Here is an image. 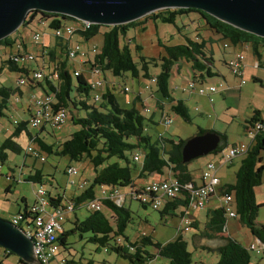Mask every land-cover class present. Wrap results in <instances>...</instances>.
I'll return each instance as SVG.
<instances>
[{
  "label": "trees",
  "instance_id": "1",
  "mask_svg": "<svg viewBox=\"0 0 264 264\" xmlns=\"http://www.w3.org/2000/svg\"><path fill=\"white\" fill-rule=\"evenodd\" d=\"M36 14L49 19L47 27L52 30L64 27L66 22L69 21L76 28H84V26H78L80 22L74 18L61 14L41 13L37 10L30 11L21 26L25 27L30 23L29 21L34 19ZM189 14H197L198 19L203 20L205 27L219 37V41H227L232 45L248 44L252 54L257 58L260 57V50L264 51V38L236 29L202 11L191 8L165 9L127 24L116 26L92 24L86 31L75 32L76 35L81 36L84 40H90L99 33L102 37L98 53L93 58L90 56L91 60L84 64L85 66L95 64V67L100 69L99 71L103 74H109L114 78H123L125 75H129L133 79L155 77V94L160 97V100H157L156 108L161 107V99H166L169 105V112L182 117L185 121H189L190 115L183 101L175 100L171 96L169 84L172 77V68L174 66L178 67L181 62L188 64L191 73L190 80L197 86H199L198 83L205 79H212L218 76V73L212 71L213 54L209 50V53L206 51L208 41L203 38L197 40L196 38L182 36L183 43L180 44L165 45L160 42L159 46L163 50V55L158 58L143 56L141 54L142 47L134 44L135 60L129 40H127V34L130 30L139 29L140 32H145L146 21H151L154 24L159 22L175 26L177 33L181 34V28H178L175 22L178 17L188 16ZM100 29L102 32H100ZM17 39V37H6L0 40V47H5V49L12 48ZM56 41L55 46L60 47V53L64 56L61 54L63 59H59L54 64L58 78L55 80L44 79L47 89L45 93L49 92L52 95L54 100L53 109L69 108L77 113L74 116L71 111L70 121L78 129L68 139L56 145H46L38 137L34 138L32 142L40 149L43 156L44 154H53L57 157H67L70 161L87 159L92 166L94 175L90 185L74 199H68L74 202L76 209H85L84 203L94 198V188L96 186L134 190L136 188L134 185L135 180L144 179L152 174L163 175L165 169L182 186L191 183L195 187L191 174L187 170V164L181 162V148L185 141L173 139V136H170V139H166L162 135L152 139L146 132L148 126L153 125L151 118H146L136 108V102H139L141 106V97H133L131 107L124 108L117 101L114 89L108 87L102 93L103 100L99 105H88L89 85L87 73L80 66L79 70H82V73L77 77L72 76V72L69 70L70 65L65 56L66 51L65 53L61 51L64 46H60L58 43L61 40ZM22 46L24 47V43ZM65 47H67V41ZM49 55V59L52 61L59 58L55 57L53 50ZM14 58H16V54L11 55V57L8 55L4 61H0V72L5 70L22 73L28 79V85H40V81H35L29 77L31 71L25 66L27 63L17 62L16 66L11 62ZM224 64L228 69L225 61ZM156 68H158L157 73L152 75L150 73L151 69ZM32 81L36 83H32ZM19 89L20 87L15 88V90L0 87V116H2V110L12 105L9 102V98L14 94L20 93ZM120 89H124V87ZM119 92L123 91L120 90ZM82 111L85 114L84 117L78 115ZM257 115H259V112L255 111L252 117L247 121L245 120L248 127H253L254 123L257 122H263L257 119ZM166 116L169 117L168 114ZM12 124L14 128L10 136L5 138L0 144V163L6 161L8 152L16 155L22 154L24 158L29 157L25 154V148L22 149L15 142V139L22 133H25L28 139H32L28 131V121H19L17 119ZM206 132L213 131L199 128L196 135ZM217 134L220 142L216 151L213 152L215 155L222 153L228 148L226 135L224 133ZM31 147L34 148V146ZM136 150L143 156L141 164H136L131 159L133 152ZM261 152H264L263 131L255 135L247 152L243 155L235 172L234 183L222 186L219 191L222 195L231 194L233 196L231 211L235 215L233 214L234 217L232 218H238L239 222L248 229L251 236L261 243L264 256V224L256 223L258 210L263 205H257L254 198V189L261 185L263 177L264 159L260 157ZM111 159L116 161L109 163ZM37 173V171H34L33 175L27 176L23 181L41 184L38 176H36ZM6 190L9 191V189ZM182 194L184 203L190 205L187 192L183 191ZM49 201L57 206L61 204L62 198L49 196ZM21 202L24 204L21 210L24 215L21 223L26 224L28 227L32 224L30 223L31 216L27 213L28 206L26 201L21 199ZM179 202L180 200L166 201L160 210L157 209L160 217H174L173 213H169V211H175ZM104 205L106 210L109 211V215L105 211L88 212L85 210L87 212L86 217L82 220H76L72 223L73 227L70 230L61 232L57 236L56 241L59 247H63L64 250L69 249L67 247L69 245L67 244L68 236L78 233L81 239L83 235H88L86 241L93 244L97 251L98 249H104L106 252L113 253L125 260L128 264H148L155 262L154 260L157 258L166 260L167 264H192L191 254L187 249L188 243L183 239L182 234H178L172 241L163 244L154 242L149 235L145 234L131 242L124 232L132 220V212L129 208L117 207L109 202H105ZM139 205L144 209L149 206ZM206 216L205 231H203L201 237L212 240L217 237L216 233L223 232L227 217L222 208L210 211ZM191 225L196 227L195 223ZM220 238L223 242L214 250L218 254L216 264H249L250 250H248L247 246L231 239L228 235L220 236ZM150 248L155 249V252H151ZM206 249L210 250L209 248ZM7 254L12 253L7 252ZM65 261V264H78L72 259H65ZM19 263L27 264L20 259ZM92 263L91 260L87 262V264ZM34 264L37 263L35 262Z\"/></svg>",
  "mask_w": 264,
  "mask_h": 264
},
{
  "label": "rangeland",
  "instance_id": "2",
  "mask_svg": "<svg viewBox=\"0 0 264 264\" xmlns=\"http://www.w3.org/2000/svg\"><path fill=\"white\" fill-rule=\"evenodd\" d=\"M30 11L28 12L26 18L28 17ZM197 14H189L188 16H182L178 17L175 24L178 28H181V34L177 33V30L175 26L168 25V24H162V23H152L151 21H146V30L145 32H140L139 29L130 30L127 34V40L130 43V48L132 50V55L135 58L136 54L134 52V44H138L142 47L141 54L147 58H158L159 56L163 55V50L159 46V43H163L165 45H175L183 43L182 36H186L189 38L197 39L200 38H207L208 36H212L213 33L209 31L205 25L203 24V20L198 19ZM142 19V18H141ZM28 20H30L28 18ZM25 27L20 26L15 32H13L10 37H16L17 34H21L23 37L24 42L27 44V47H31L29 43V35H31L32 32H36L40 35L41 40H48L52 41L54 44L55 39L53 38V30L44 26V23L41 24L40 22L48 23L49 19L43 18L40 14H36L34 19L32 21H29ZM100 32L102 30L100 29ZM43 35V37H42ZM74 41H77L79 45L84 48V46H90L91 44L95 45L97 47V50H99L102 42L101 34L99 33L95 37L91 38L90 40H84L81 36L76 35L74 38ZM72 40V42H74ZM134 41V42H133ZM28 42V43H27ZM221 42V41H219ZM15 45V44H14ZM216 47L214 48V54L212 55L213 58V67L214 71L218 72V76L213 77V80L221 81L222 84H224L223 77L225 79V84L231 88H236L241 86L240 92H241V98L239 101H234L233 106H228L230 104H226L223 99L220 96L214 97V110H211L207 115L203 117L202 120H196V118L192 117L194 112V104L193 102H188L187 105L189 106V115L190 120L185 121L182 117L178 115H174L171 112H167L169 117L173 119V122L170 126H167L166 128L163 126H160V129L166 130L168 132H165V138L170 139V136H173V139H181L186 141L187 139L193 137L196 132V127H210L214 122H216L215 127L218 131H227L229 136V142L232 140H241L242 142H246V138L242 136V133L240 131V128L238 127V124L242 122V118L238 117H247L251 115V108L253 104L262 105L264 104V87L259 85L257 82L255 83L254 80L249 76L252 73H254L257 69L254 68L255 65L249 61L248 64V57L245 58V72H244V84L241 85V81L239 78H236L231 74L229 69L224 64V59L227 58L225 54L222 53V45L214 44ZM220 45V48H219ZM6 48L4 53L0 55V61H4V58L7 57ZM13 51L16 50V45L11 48ZM7 50V51H6ZM206 51H208V47L206 48ZM35 52V51H34ZM38 53V52H35ZM260 53L262 57H264V51L260 50ZM63 59V56H62ZM136 60V58H135ZM74 63L80 64L81 61H73ZM21 63V62H20ZM27 63V67L30 69V75L31 77L33 71L38 70L39 68H43L44 72H48V68L45 65L40 66V59H34L31 62H25ZM79 69V68H77ZM181 69V74H179V71ZM189 69L188 64L185 62H181L179 66H174L172 68V79L171 84L176 85L179 87L177 91H173L172 94L175 98L181 97V89L183 88L186 92L182 94L184 97L189 95L188 92H190L187 89V82L189 79H187V70ZM158 71V68L151 69L150 73L152 75H155ZM179 74V75H178ZM112 81L119 83L120 87L123 88L121 85H124L127 87L129 92L127 94L122 92H115V96L118 100L120 105L124 108H130L132 105V97L134 94L137 93V84L136 81L139 80L140 84L147 88H155V84H149L145 82V78L139 77L138 79H133L129 75H125V78H114L111 77L109 74H106ZM257 75L261 77V75L264 76V70L263 71H257ZM191 78V77H190ZM23 80L25 83L24 85H20L21 90L25 89L27 85L29 84L28 79L26 76L22 73L18 72H8V71H1L0 72V87L9 88L12 90H15V88L19 87L18 81ZM255 83V85H254ZM142 87V86H141ZM255 87V94H250L251 89ZM37 89L46 88L44 80L41 81L40 85H36ZM144 93L142 95L143 98H148V92L139 88ZM35 93H38V90L35 91ZM73 95V93H72ZM128 98L129 102L127 104L123 103L122 99ZM148 104L154 108V100L149 98ZM11 101L12 98H11ZM91 100H87V104H91ZM13 104V103H12ZM238 106V110L235 109V107ZM15 105H9L7 109L2 110V116H0V131L1 130H9L8 133H10L13 130L12 122L14 120H17L20 118L24 119V121H27L29 116L20 114L18 110L14 107ZM231 107V108H228ZM136 108L140 111L141 114L144 116L148 115L141 111V106L139 102H136ZM73 115L77 114L72 109ZM238 111V112H237ZM239 114L237 118H234V115ZM81 117H84V112H80L78 114ZM207 117V118H206ZM210 117V118H209ZM150 127L148 126V129ZM78 129L77 126H75L71 121L70 118L61 125L58 129L51 130L49 129V132L51 135L56 136V141H51L52 144L56 145L58 143H62L66 139L69 138V136ZM211 129V128H209ZM38 128H32L30 125H28V131L32 135L38 133ZM5 134H0V144L4 140L5 137H7ZM150 133V130L148 131ZM247 136V135H246ZM15 139V138H14ZM13 139V140H14ZM17 139V138H16ZM15 139V140H16ZM155 139V138H152ZM19 143L22 144V147H25L26 143L28 142L27 139H25L24 134L20 136L18 140ZM168 146V145H167ZM24 149V148H22ZM216 156L214 153H211L207 156L200 157L198 159H195L189 163H187V170L189 173L195 177L200 176V173L204 167V165L207 162H210L212 158ZM46 158L45 162H40L37 160V163L35 164V167H42L43 173H47L49 177L52 179H49L47 181L41 182V184H32L30 182L23 181L21 178V174L24 172L28 173L32 171V167L29 166L30 162L27 159L26 164L23 163L24 156L22 154L16 155L13 153L8 152V158L6 161L1 163V167L3 168L5 165L6 167H9L8 169H11L13 179L6 180V176L4 173L0 174V216L3 211H6L8 214L4 215V219L11 220V216L15 211L20 207H23L24 204L20 201V198H25L26 205L30 209L31 206L34 204L36 199V190L41 187L47 195H55V192L59 193L60 196H66V198H70L72 195L74 197H77L83 190V188L78 187V183L76 185H69L67 183L68 176L66 175V169L68 165L72 166L74 169H76L77 174L74 175L71 179L76 181L82 176V179L86 180L87 183H91L92 177L94 175L92 166L88 163L87 159H82L80 161H70L67 157H57L53 154L44 155ZM260 157L264 159V152L260 153ZM30 160H33L31 157H28ZM116 161L115 159H111L109 163ZM240 164V158H236L233 161L232 165L229 166H223L219 169V174L225 177L226 181H234L235 173L237 170V166ZM23 166L26 167L23 169ZM6 167L3 169V172L6 171ZM103 167V166H102ZM170 172L168 170H164V175L168 178L170 177ZM78 175V176H77ZM166 177V178H167ZM25 178V177H24ZM167 178V179H168ZM8 185L10 186L9 191ZM89 186V185H88ZM87 186V187H88ZM86 187V188H87ZM99 187V186H96ZM95 187V188H96ZM124 189V188H123ZM107 193H109L108 188H106ZM64 192V193H63ZM123 192H126L124 190ZM65 194V195H64ZM127 194V193H125ZM65 198V199H66ZM254 198L255 203L257 205H263L259 208L257 216H256V223L258 224H264V169H263V177H262V183L260 186L256 187L254 189ZM63 199V201H65ZM162 206L158 209L160 210ZM129 210L132 212V220L127 225V228L125 229L124 234L129 239V241L133 242L138 239L139 236L145 234L149 235L154 242L159 243H166L169 241H172L176 236V228L175 224L179 223V227L182 226L181 229H183L184 225L183 223H180L179 215H176L175 217H172V220L167 225L165 224V221L163 218L160 217L159 211L154 210L151 207L147 206L145 209L142 208L137 202H131L129 206ZM202 210V211H201ZM201 219L205 218L206 209H201ZM78 214L79 219H83L87 216V212L83 208H79L75 210ZM232 214H234L233 211H231ZM235 215V214H234ZM73 218V216H71ZM71 219L65 221L63 224L65 226V230H70L73 225L71 223ZM227 223V230L229 233V237L238 243L241 244H249L252 242V236L249 233L248 229L242 225L238 218H230L226 220ZM29 227V226H28ZM26 226L23 227V230L26 231V229H30L33 227V224L30 225V228ZM188 231L182 230V237L184 240L188 243V251L191 254L192 264H216L218 261V254L216 251L212 249L207 250L204 248V245H210L211 243H214L217 245V243L223 242L220 238V236L214 237L212 239L213 241H209L208 239H199L197 237H193L194 235H197V231H205L204 228H199L198 230L196 227L192 225H188ZM59 235V234H58ZM224 236V235H222ZM88 235H83V238L81 239L79 237L78 233L70 234L67 238V244H69L67 247L69 249L64 250L63 247H59V253L60 255H65L66 257L74 259L75 262L78 264H87L88 260H91L92 264H128L125 260L117 257L113 253H108L104 249H98V251L95 249V246L91 243H88L86 241V238ZM193 238V239H192ZM193 241H192V240ZM191 241V242H190ZM151 252H155V249L150 248ZM5 251L3 248L0 247V264H20L19 258L14 254H5ZM158 264H167V261L164 259H161L157 262ZM154 264V262L152 263ZM249 264H264V256L261 251L251 250L249 251Z\"/></svg>",
  "mask_w": 264,
  "mask_h": 264
},
{
  "label": "built area",
  "instance_id": "3",
  "mask_svg": "<svg viewBox=\"0 0 264 264\" xmlns=\"http://www.w3.org/2000/svg\"><path fill=\"white\" fill-rule=\"evenodd\" d=\"M92 25L89 22H85L84 28H73L72 26H65L64 28L53 30V36L57 39H66L67 36L76 32H82L81 30H87ZM31 42L33 45L37 46L40 42V35L36 32L31 35ZM93 44L88 46L87 53L93 58L95 54L98 53V50ZM17 50H23L19 45L16 47ZM66 50V59L73 60L77 57H83L85 51L80 48L79 45H73V47L67 48ZM37 58V53L33 51L32 48L28 52L22 51L19 55H16L14 60L11 62L14 64L17 62H31ZM229 71L233 76L239 78L241 85L244 84L243 71L245 66V56L243 53H235L234 56L226 62ZM257 66V64H256ZM86 73L88 75V85H89V99L92 101L90 105L97 106L102 102V93L100 90L104 85V79L101 71H97L95 64L92 66L86 65ZM82 73V70L77 69L76 74L72 76L77 77ZM31 78L36 81H42L45 78L48 80H55L58 78L57 72L55 71V66H52V70L46 74L43 68L33 71ZM156 78L152 77L146 79L145 82L147 85L156 84ZM24 81L21 79L18 84L24 85ZM32 83H36L33 82ZM221 85H205L200 84L199 86L195 85L191 80L187 83V89L191 92L196 93L200 96L211 95L218 92V89ZM150 88L144 87L143 90H149ZM123 93L127 94L128 89L124 86V89H120ZM32 96V95H31ZM133 97H141L140 94H135ZM15 103H18L15 98ZM211 102V100H209ZM54 103L53 97L50 93H44V96H32V112L29 119V125L32 128H43L48 126L51 130L58 129L63 125L71 116V110L69 108H58L53 109L52 105ZM156 107L152 108L146 100H141V111L149 116L154 113ZM173 120L171 117L163 116L161 125L163 127L170 126ZM264 132V122L254 123L253 127H248L246 129L247 137L253 141L255 135L259 132ZM161 136V135H158ZM249 145L244 143H239L230 146L225 153H223L220 163L228 164L235 157L243 156ZM25 154L31 158H34L40 162H44V156L41 154V151L38 147L27 146L25 148ZM142 154L139 151H134L131 159L136 164H141ZM217 164L214 162H207L201 173H200V186H193L191 183H187L182 186L174 177H169L168 179L163 180H153L140 188L136 187L134 190H128L127 194H122L118 188L111 189L109 193L106 190H101L100 194L97 197H94L91 200H87L84 203V208L88 212H101L105 211V202L114 204L117 207H123L124 200L128 197L131 201L137 202L143 205H149L154 210L159 209L166 201H174L178 199H184L182 194L183 191L187 192V195L190 199V205L195 210L203 209L208 203L211 196L216 195L217 189L220 186L219 179L216 177ZM2 170L0 164V172ZM77 174L76 169L73 167H68L66 169V175L68 176L67 183L69 185H76L78 187L84 188L86 182L83 181H74L71 178ZM76 182V183H75ZM102 187V186H99ZM86 189V188H85ZM36 199L31 208H28L27 213L31 216L30 223L34 224V232H24V235L27 239L33 240L36 246V253H32L37 264H53L52 261L55 259L56 255L59 252V245L56 241L57 236L60 232L63 231L62 225L66 220V216L73 213L76 209L73 201L65 199L61 201L60 205H53L49 201V196L47 193L39 187L36 190ZM232 200L233 196L230 195H219V208H222L227 218H232L231 209H232ZM23 213L19 212L11 216V224L15 226H20L23 230ZM188 216H184L181 219L183 223L184 231H188V225L191 224ZM257 240V239H256ZM119 241V240H118ZM258 241V240H257ZM252 243L247 246L248 250L263 251L260 242ZM131 249V248H130ZM132 250V249H131ZM7 254V252H5ZM158 258L155 259V262H158ZM65 259L57 261L55 264H65ZM154 262V264H155ZM148 263V264H152ZM158 264V263H157ZM160 264V263H159Z\"/></svg>",
  "mask_w": 264,
  "mask_h": 264
},
{
  "label": "crops",
  "instance_id": "4",
  "mask_svg": "<svg viewBox=\"0 0 264 264\" xmlns=\"http://www.w3.org/2000/svg\"><path fill=\"white\" fill-rule=\"evenodd\" d=\"M41 24H43L44 23V26H46L47 27V23H45V22H40ZM73 24L69 21V22H66V25L65 26H72ZM73 27V26H72ZM32 33H34V32H32ZM32 33H31V35H32ZM31 35H29V43L28 44H30V46L31 47H27V44L24 42V40H23V37H22V35L21 34H17V41L15 42V45H16V47H17V45H19L23 50H15V51H13V49L11 50V48L10 49H7L6 51H7V53H8V55H10V57H11V55H14V54H20L22 51H24V52H28V50L30 49V48H32L33 49V51H35V52H38L37 53V59H40V66L41 65H46L47 66V70H48V72H45L46 74H48L51 70H52V66H54V64L56 63V62H58L59 61V59L61 60L62 59V56H61V54L62 53H60V47L59 46H55V43L57 42L56 40H60V39H57V38H55L53 35V38L55 39V42H54V44L52 43V41H50V39H48V40H41V38H40V42H39V44L37 45V46H35V45H33L32 44V42H31ZM75 36H76V34L75 35H73L72 37H71V41L73 40L74 41V38H75ZM42 37H43V35H42ZM66 39H67V37H66ZM66 39H61V41H59L58 43L60 44V46H64V48H61V51L63 52V53H65V43H66ZM203 39H205V40H207L208 41V44L206 45V47H208V50L212 53V54H214V48L216 47L214 44H219V43H221V45H222V49H221V51H222V53L223 54H225L226 56H227V58L226 59H224V61L225 62H227L228 60H230L233 56H234V54L235 53H239V52H241V53H243L244 54V56H245V58L246 57H248V64H249V61L251 62V63H253V65H255L254 66V68L255 69H257L254 73H252L251 75H249L254 81H255V83L257 82L259 85H261L262 87H264V76L263 75H261V77L260 76H258L257 75V71H263L264 70V57H262V55H261V53H259V55H260V57L259 58H257L256 56H254L253 54H252V51H251V48H250V45H248V44H237V45H232V44H230V43H228L227 41H221V42H219V37L218 36H216L215 34H213L212 36H208L207 38H204L203 37ZM24 43V47L22 46V44ZM73 43H77V41H74ZM79 44V43H78ZM15 45H13V46H15ZM95 46V45H94ZM82 48V47H81ZM97 48V47H96ZM217 48V47H216ZM219 48H220V45H219ZM86 53H85V55L83 56V57H78V59H79V61L81 60V62H80V64H78V63H74V62H71V61H67L68 62V64L70 65L69 66V70L72 72V74L74 73V71H76L77 69L76 68H80V66H81V68H83V70H86V66H85V64L84 63H87V62H89L90 60H91V58H90V55L87 53V49H88V46H84V48H82ZM54 51L55 52V57L57 58V57H59L58 59H55L54 61H52V60H50L49 59V53L51 52V51ZM4 51H5V47L3 48V47H0V55H1V53L3 54L4 53ZM7 55V56H8ZM63 55V54H62ZM64 56V55H63ZM7 58V57H6ZM6 58H4V60L6 59ZM50 60V61H49ZM256 64H257V66H256ZM25 66H27V65H25ZM82 66H84V67H82ZM245 67H246V63H245V66H244V71H243V78H244V72H245ZM28 68V67H27ZM29 69V68H28ZM40 69V68H39ZM55 69H56V67H55ZM75 69V70H74ZM30 70V69H29ZM214 73H218V72H216V71H214V67H213V70H212ZM86 72V71H85ZM179 74H181V69H180V71H179ZM178 74V75H179ZM104 75V85H103V88L100 90V92L101 93H104L105 92V90L106 89H108V87L110 86V85H113V89H120L119 87H120V84L119 83H116V82H114V81H112L106 74H103ZM32 76V75H31ZM88 76V75H87ZM186 76H187V79H188V77H189V79H191L190 77H191V73H190V71H189V69L187 70V74H186ZM124 78H125V76H124ZM171 79H172V77H171ZM171 79H170V89H171V96H172V98H174L175 100H181V101H183V103H184V105L187 107V110H188V112H189V106L187 105V103L188 102H193V104H194V108H193V112H194V114H193V116L192 117H194V118H196V120H202L203 119V117H205V116H209V115H207L211 110H214V97L215 96H220L222 99H223V101L226 103V104H230V105H228V106H233V103H234V101H239L240 100V98H241V92H240V88H241V86H239V87H236V88H231V87H229V86H227L226 84H225V79H224V77H223V82H224V84H222L221 83V81H216V80H213V79H205V80H203L202 82H200V83H198L199 85L200 84H205V85H215V86H218V84H220L221 86L219 87V89H218V92L217 93H215V94H211V95H205V96H200V95H197L196 93H194V92H188L189 93V95H187L186 97H184L182 94H184L186 91L182 88L181 89V97H179V98H175L174 96H173V94H172V92L173 91H177L178 89H179V87H177L176 85H174L173 86V84H171ZM189 81V80H188ZM19 82V81H18ZM255 83H254V85H255ZM136 84H137V93L136 94H140L141 95V99L142 100H146L147 102H149V98H151V99H153L154 100V107H156V105H157V100H160V97H158V95L157 94H155V88H151L150 87V89L149 90H146L147 92H148V98L147 99H145V98H143L142 97V95L144 94L143 92H142V94H141V91H140V89L139 88H141L142 89V87H143V85H141L140 84V82H139V80H137L136 81ZM122 87H124V85H121ZM142 86V87H141ZM19 87H20V85H19ZM20 90V93H18V94H14L13 96H10V98H9V102L10 103H13L15 106V108H16V110H18L19 111V113L20 114H23V115H28L29 116V118H28V120L27 121H29V119H30V116H31V112H32V105H31V95H33V94H36V95H38V94H44L45 93V91H47V89L46 88H41V89H37L36 88V84H31V85H27V87L25 88V89H23V90H21V88L19 89ZM36 90H38V93H35V91ZM252 91H251V93L250 94H255V87L254 88H252L251 89ZM117 92V91H116ZM118 93V92H117ZM123 93V92H122ZM135 95V94H134ZM11 98H12V100L13 101H11ZM17 99V101H18V103H15V100L14 99ZM117 99V98H116ZM132 99H134L133 97H132ZM123 100V103H125V104H127L128 102H129V99L128 98H125V99H122ZM209 100H211V102L209 101ZM118 101V100H117ZM160 102V101H159ZM12 104V105H13ZM119 104H121V103H119ZM160 104H162L161 105V107H159V108H156V110L154 111V113H152L150 116L149 115H146L145 117L146 118H151V120H152V122H153V125H151V126H149L150 128L148 129L147 128V130H146V132L148 133V131L150 130V133H148L149 135H150V137L151 138H155V137H157L158 135H162V137L164 138L165 137V135H166V133L165 132H168L167 131V129L166 130H163V129H160V126H162L161 125V121H162V117L165 115H167V112H169V105H168V102L166 101V99H161V102H160ZM90 105V104H89ZM121 106V105H120ZM238 106L239 105H237L236 107H235V109L236 110H238ZM228 108H231V107H228ZM255 111H258L259 112V115H257V119L258 120H260V121H263L264 122V104H262L261 106L260 105H258V104H253L252 105V108H251V115H249V116H247V117H238L239 116V114H237L236 113V115H234V118H242L241 120H242V122H240V124H238V127L240 128V131H241V133H242V136L243 137H245L246 138V142H245V144H248V145H250L251 144V140H250V138L249 137H247L245 134H246V126H247V123L245 122V120L247 121L250 117H252L253 116V114H254V112ZM238 112V111H237ZM144 116V115H143ZM207 118V117H206ZM210 118V117H209ZM21 120H19V121H24V119H22V118H20ZM172 119V118H171ZM173 120V119H172ZM29 123V122H28ZM13 125V124H12ZM215 125H216V122H214V124H212L210 127H207V125H205L206 127H200V126H197L196 127V132H197V130L200 128V129H203V130H211V131H213V132H216V133H224L225 135H226V139H227V144H228V148L230 147V146H232V145H235V144H239V143H244V142H242L241 140H232V141H230L229 142V136H228V133H227V131H218L217 130V128L215 127ZM14 126V125H13ZM166 128V127H165ZM209 128H211V129H209ZM49 127L48 126H44L43 128H39V130H38V133L37 134H34V135H32L31 133V138L32 139H28V136L25 134V133H22L21 135H23L24 134V136H25V139H27V143H26V145H25V147H22V144L21 143H19L18 141H16V140H18L19 138H20V136L15 140V142L21 147V148H26L27 146H35L34 145V143L32 142V140L34 139V138H36V137H38L39 139H41L46 145H50V144H52V142L51 141H56V136L53 134V135H51L50 134V132H49ZM9 132V130H1L0 131V134H4V136H5V134H7ZM12 132V131H11ZM11 132L10 133H8V135H6L7 137H9L10 136V134H11ZM195 135H196V133H195ZM194 135V136H195ZM7 137H5V138H7ZM4 138V139H5ZM227 148V149H228ZM227 149H225L224 151H222V153H220V154H218V155H216V156H214L213 158H212V160L210 161V162H214V163H216L217 164V169H216V173H215V175H216V177L219 179V182H220V186H219V188L217 189V192H216V195H213V196H211L210 197V199H209V201H208V203L206 204V206L203 208V209H206V213H208V212H210V211H213V210H215V209H217V208H219V195H220V191H219V189L222 187V186H225V185H230V184H233L234 183V181L233 182H231V181H226L225 180V177L224 176H222V175H220L219 174V169L221 168V167H223V166H229V165H232L233 164V161L236 159V158H240V161H241V159H242V157L243 156H239V157H235L230 163H228V164H226V165H224V164H221L220 163V161H221V158H222V155H223V153H225L226 151H227ZM45 155V154H44ZM7 158H8V153H7ZM27 159L29 160V162H30V164H29V166L30 167H32V171L31 172H28V173H26L25 172V170H24V172L21 174V178H22V180L24 179V177L26 178L27 176H29V175H33L34 174V171H37L38 173H37V175L36 176H38V178H39V180H40V182H43V181H47V180H49V179H52L51 177H49V175H47V173L45 174V173H43V169H42V167H35V164L37 163V160H30L28 157H26V158H24V161H23V163L24 164H26V162H27ZM143 159V156H141V160ZM45 161H46V158H45ZM44 161V162H45ZM1 164V163H0ZM6 167V165L2 168V170H1V172H0V174L1 173H4V175L7 177L6 178V180H10V179H13L14 177H13V175H12V171H11V169H8L9 167H6V173L5 172H3V169ZM68 167H72V166H70V165H68ZM67 167V168H68ZM239 167V165L237 166V168ZM24 168H26V167H24L23 166V169ZM235 173V172H234ZM170 174V173H169ZM171 175V174H170ZM78 176V175H77ZM80 178L78 179V180H76L77 182H79V181H83L84 179H82V176H79ZM167 176H165L164 174L163 175H157V174H152V175H149L148 177H146V178H144V179H137V180H135V182H134V185L136 186V187H138V188H140L142 185H144V184H146V183H148V182H150V181H153V180H163V179H167L166 178ZM171 177H173V176H171ZM93 178V177H92ZM191 178H192V180H193V182L195 183V185L196 186H200L201 185V180H200V176H195V177H193L192 175H191ZM85 182H86V185L84 186V188H83V190L88 186V185H90V183H87V181L86 180H84ZM8 189L10 188V186L8 185V187H7ZM106 188H108V187H106V186H102V187H96V188H94V197H97L99 194H100V192H101V190L103 189V190H106ZM119 189V191L122 193V194H125V193H127L128 192V188H126V189H120V188H118ZM82 190V191H83ZM108 190L109 191H111V189L110 188H108ZM124 190H126V192H123ZM107 192V191H106ZM64 193V192H63ZM65 195V194H64ZM126 195V194H125ZM50 197H53V198H56V197H61L62 198V200L63 199H65L66 198V196H60L59 195V193H57V192H55V195H49ZM75 197L72 195L70 198H66V199H74ZM21 199L22 200H24L25 201V198H20V201H21ZM178 200H180V202L178 203V205H177V207H176V209H175V211H169V213H173V215H174V217L176 216V215H179V219H180V223H182L181 222V219L184 217V216H188V218L190 219L189 221H190V223L191 224H196V229L198 230L199 228H204L205 227V224H206V222H207V214H205V218L204 219H201V213H200V210H195V209H193L192 207H191V205H189V204H185L184 203V201H183V199H178ZM131 202H133V201H131L128 197H126L125 198V200H124V204H123V207L124 208H129V206H130V204H131ZM23 209V207H19L16 211H15V213H13V215H15V214H17V213H19V212H21V210ZM85 210V209H84ZM202 211V210H201ZM105 212H106V214L107 215H109V211L108 210H105ZM8 213L6 212V211H3L2 213H1V215L2 216H0V218H3L4 219V215H7ZM12 215V216H13ZM71 216H73V218H71ZM227 217V216H226ZM69 219H71V223H73V222H75L76 220H82V219H79L78 218V214L76 213V211L75 212H73V213H71V214H69L68 216H66V220L65 221H67V220H69ZM228 219H230V218H228ZM233 219H235V218H233ZM6 220H9V219H6ZM163 220L165 221V224L167 223V225L170 223V221L172 220V217L171 216H169V217H164L163 218ZM65 223V222H64ZM63 223V224H64ZM190 224V225H191ZM23 227L24 226H26L27 227V225L26 224H23L22 225ZM62 228H63V231L62 232H66L67 230H65V226L64 225H62ZM175 228H176V236L178 235V234H182L181 232H182V230L183 229H181L182 228V226L181 227H179V223L178 224H175ZM61 233V232H60ZM59 233V234H60ZM202 234H203V231H197V235H194L193 237H197V238H199V239H206V238H202L201 236H202ZM222 235H224V236H226V235H228L229 236V233H228V230H227V223H226V225L223 227V232H218V233H216V236H222ZM175 236V237H176ZM193 239V238H192ZM191 239V240H192ZM193 241V240H192ZM209 241H213V240H209ZM191 242V241H190ZM252 243H256L255 242V238H253L252 237V242H250L249 244H252ZM248 243L247 244H245V246H248L249 245ZM220 244L219 243H217V245H215L214 243H211L210 245H204L203 247H205V248H209V249H212L213 248V250H215V248L216 247H218ZM59 253V252H58ZM61 259H72V258H69V257H66L65 255H60V256H58V254L56 255V257H55V259L52 261V263L53 264H55L57 261H59V260H61ZM73 261H74V259H72ZM36 262V261H35ZM34 262V263H35ZM88 262V261H87ZM34 263H32V264H34Z\"/></svg>",
  "mask_w": 264,
  "mask_h": 264
},
{
  "label": "water",
  "instance_id": "5",
  "mask_svg": "<svg viewBox=\"0 0 264 264\" xmlns=\"http://www.w3.org/2000/svg\"><path fill=\"white\" fill-rule=\"evenodd\" d=\"M190 8L264 38V0H0V40L15 32L33 10L61 14L95 25L116 26L156 11ZM219 142L216 132L187 139L181 148V162L187 164L213 153ZM0 247L24 263L35 262L31 241L20 227L3 218H0Z\"/></svg>",
  "mask_w": 264,
  "mask_h": 264
},
{
  "label": "bare ground",
  "instance_id": "6",
  "mask_svg": "<svg viewBox=\"0 0 264 264\" xmlns=\"http://www.w3.org/2000/svg\"><path fill=\"white\" fill-rule=\"evenodd\" d=\"M25 19H26V17H25ZM75 20H78V19H75ZM25 21V20H24ZM79 22V25L78 26H84L85 27V22L86 21H84V20H78ZM95 25V24H94ZM65 27V26H64ZM64 27H62V28H64ZM73 28H76V27H74L73 26ZM58 29H61V28H58ZM57 30V29H56ZM77 30H75V32H76ZM75 32L73 33V34H71V35H69V36H67V39H66V41H67V48H72L73 47V45H79L78 43H73L72 41H71V37L75 34ZM80 46V45H79ZM80 48H81V46H80ZM96 48V47H95ZM82 49V48H81ZM97 49V48H96ZM83 50V49H82ZM16 55H19V54H16ZM65 56H66V54H65ZM67 61H71V62H73V61H79V59H78V57H77V59H73V60H70V59H68V57H67ZM81 61V60H80ZM16 66H17V64L16 63H14ZM96 68V67H95ZM100 69H98L97 68V71H99ZM77 73V70L76 71H74V73L73 74H76ZM102 73V72H101ZM102 76H103V79H104V75H103V73H102ZM34 80V79H33ZM20 81V80H19ZM36 81V80H35ZM19 83V82H18ZM188 83V82H187ZM18 85H20V84H18ZM103 88V87H102ZM109 88H111V89H113V85H110L109 86ZM127 88V87H126ZM114 91L116 92H119L120 91V89H114ZM128 92H129V90H128ZM127 92V93H128ZM49 93V92H48ZM32 96H44V94H38V95H36V94H33ZM31 96V97H32ZM32 105V104H31ZM231 216L232 217H234V215L233 214H231ZM10 222V221H9ZM33 224V223H32ZM13 225V224H12ZM15 226V225H14ZM28 228H30V226L28 227ZM23 232H34V224H33V227L32 228H30V229H26V231H23ZM31 241V243H32V253H36V246H35V243H33V240H30ZM8 252V251H7Z\"/></svg>",
  "mask_w": 264,
  "mask_h": 264
}]
</instances>
